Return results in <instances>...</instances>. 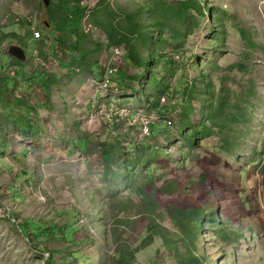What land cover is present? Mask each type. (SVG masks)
I'll use <instances>...</instances> for the list:
<instances>
[{"label": "rangeland", "instance_id": "374dc122", "mask_svg": "<svg viewBox=\"0 0 264 264\" xmlns=\"http://www.w3.org/2000/svg\"><path fill=\"white\" fill-rule=\"evenodd\" d=\"M61 1L46 8L44 0H0V40L11 37L0 48V264L47 262V251L33 247L18 222L71 225L69 241L44 240L50 249H63L58 264H118L114 232L125 248H136L150 218L164 235L136 254L137 263L181 264L187 251L169 216L172 204L205 209L197 243L202 264H264V0H193L207 5L204 17L194 11L198 27L182 48L160 50L175 64L158 62L160 93L144 70L123 61L113 79L116 93L97 92L99 78L87 74L65 80V69L62 79L45 87L50 78L41 74L60 71L62 57L78 59V52L55 49L49 9ZM100 1L85 0L84 6L92 11ZM106 2L122 15L144 0ZM83 26L81 50L93 61L101 57L106 69L112 54L105 36L88 20ZM214 30L218 40L208 44ZM36 32L46 38L33 44ZM135 45L149 55L141 42ZM13 47L26 51L23 66L10 56ZM200 72L213 82L209 98ZM192 87L197 92L191 98L186 91ZM140 115L151 118L153 136L141 135ZM112 143L119 153L105 163L100 146ZM137 145L143 156L135 183L144 202L122 177L124 160L138 157ZM216 212L218 222H211ZM30 229L37 227L31 223Z\"/></svg>", "mask_w": 264, "mask_h": 264}, {"label": "trees", "instance_id": "16d2710c", "mask_svg": "<svg viewBox=\"0 0 264 264\" xmlns=\"http://www.w3.org/2000/svg\"><path fill=\"white\" fill-rule=\"evenodd\" d=\"M85 0H64L61 1L59 5H55L54 8L49 9V18L54 24L55 34L54 42L56 44L57 53L63 51L69 55L74 52H78V59L72 56L70 60L61 59L60 69H65L67 75L62 78H66L75 74H87L90 76L88 80L100 79V76L104 71L100 70L101 67V57L95 59L94 61L87 56L83 50H81V42L84 40L82 30L87 31L86 28L81 27L84 20H88L92 25L93 32H101L105 39L102 41L108 47L109 52L116 50H121L124 55L121 56V63L124 62L125 65L132 68H139L144 70L146 74V79L150 80L152 84L157 85V93L162 91V87L158 86L160 82L157 77V64L158 62H167L171 65H175L169 57L163 55L160 50L163 46H173L176 48H182L187 40L194 36V31L198 27L197 19L193 18L194 11L204 17L203 8L207 5H202L200 1L193 0H144V2L137 6L131 13H124L118 15L112 8V6L106 2V0L100 1L98 4L93 5L95 9L89 11L87 7L84 6ZM89 6V5H88ZM204 6V7H203ZM91 8V6H89ZM212 11V9H210ZM210 12L208 15L210 16ZM62 17H61V16ZM146 19V22L143 21ZM78 32H82L79 35ZM210 38L205 39L208 44L215 43L218 40V34L216 31H212ZM11 37H5L0 40V48L4 43ZM46 38V37H45ZM42 36L40 41H36L33 38V44L41 43L45 40ZM80 38L81 41H78ZM172 38V39H170ZM209 40V41H208ZM141 42L142 46L147 48L150 52L149 55L144 57V51L140 50L135 43ZM27 41L24 42V47L29 48ZM157 49L156 54L153 50ZM43 50V46H41ZM95 51H91L90 54H97ZM102 55V53H101ZM20 65H24L27 62H22L13 58ZM76 62V63H75ZM198 66V63L196 62ZM74 66L77 68L74 69ZM104 68L103 66L101 67ZM69 73V74H68ZM53 74V75H52ZM15 75L16 71H15ZM41 76L50 78L49 84L46 85L49 89L50 83L55 84L59 76L53 72L48 74H41ZM20 78H18L19 80ZM199 80L204 86V92L206 97L209 98L213 95V82L207 74L200 72ZM167 84L163 89H167ZM191 92V98L196 94V88L192 87L191 90H187L186 93ZM18 93V91H17ZM145 93V92H142ZM18 95V94H17ZM19 98V97H18ZM16 100V98H15ZM18 101V100H16ZM21 105V102L18 101ZM17 103V102H16ZM203 105H206L205 101L202 100ZM17 105V104H16ZM23 106V105H21ZM153 106L157 107V104L153 102ZM196 136L198 138L202 136V132L196 130ZM183 137L190 142H195L197 139L189 138L186 133H182ZM153 136V135H152ZM150 137V136H149ZM84 145V144H83ZM138 150V157L131 160H124V168L127 171L122 174L124 182L129 188H135V192L142 197V201L147 200L145 198L144 192H140L138 186L135 183V172L138 163L142 161L143 156L140 152V146H135ZM142 149V148H141ZM101 158L105 163L112 160L115 155L119 153V145L115 144H105L100 146ZM141 163V162H140ZM261 173L264 175V162L261 164ZM119 175L120 174H116ZM144 194V195H143ZM144 196V198H143ZM154 203V202H153ZM207 202L205 205H207ZM155 204V203H154ZM147 206L146 213L148 214L147 219L150 218L151 209ZM169 216L173 224L180 231L181 241L183 242L184 248H186V254L181 255V264H202V260L197 256V243L202 238L203 223L207 219L205 209L202 207L187 208L182 207L177 204H172L168 206ZM213 214V221H217L218 213ZM218 222V221H217ZM37 227L36 231L30 229V224ZM29 224L28 220L26 222H18L19 229L21 233L29 239V242L35 247L39 252L47 251L48 254L46 264H58L56 262L57 253L63 254V249L58 248L56 250L50 249L48 244L44 240L49 239L58 243V237H61L62 241H69L67 231L70 229L71 225L67 222H63L62 225H57L56 222L47 224L44 221L31 222ZM147 223V222H146ZM147 236L142 240L141 244L136 248H131L129 246L122 245V235L114 232V243L116 244L115 253L119 256L118 264H138L136 261V254L140 251L149 247L156 236L163 237L161 225L154 219L150 218L147 225ZM222 230H220L221 233ZM43 239V240H42ZM57 251V252H56ZM63 257V256H61ZM66 261V258L64 259ZM63 260V263H64Z\"/></svg>", "mask_w": 264, "mask_h": 264}, {"label": "built area", "instance_id": "2783aa9c", "mask_svg": "<svg viewBox=\"0 0 264 264\" xmlns=\"http://www.w3.org/2000/svg\"><path fill=\"white\" fill-rule=\"evenodd\" d=\"M34 38L36 41H40L42 39V34L40 32H36L34 34ZM111 54L112 60L107 65L106 69L104 68V73L100 76L97 92H106L108 90H112L114 93L118 92V87H114L115 85L113 84V79L116 77L118 66L121 64V56L124 55V52L116 50L111 52ZM12 74L15 75V72ZM162 101L164 103H170L165 97L162 98ZM95 116L96 114H91V117ZM171 123V121L167 122L169 125H171ZM137 125H139V131L142 136L149 137L153 135L152 120L149 116H138Z\"/></svg>", "mask_w": 264, "mask_h": 264}, {"label": "water", "instance_id": "95a60500", "mask_svg": "<svg viewBox=\"0 0 264 264\" xmlns=\"http://www.w3.org/2000/svg\"><path fill=\"white\" fill-rule=\"evenodd\" d=\"M46 8H49L51 0H44ZM10 56L16 58L19 61L26 62L28 60V55L22 47H13L9 51ZM46 264V263H45Z\"/></svg>", "mask_w": 264, "mask_h": 264}, {"label": "crops", "instance_id": "0c3cea01", "mask_svg": "<svg viewBox=\"0 0 264 264\" xmlns=\"http://www.w3.org/2000/svg\"><path fill=\"white\" fill-rule=\"evenodd\" d=\"M56 69L58 68V70H56L55 74H57L58 76H61V73L64 71L63 69L59 71V67H55ZM59 72V73H58ZM80 146L84 144V142L79 141ZM85 145V144H84Z\"/></svg>", "mask_w": 264, "mask_h": 264}]
</instances>
